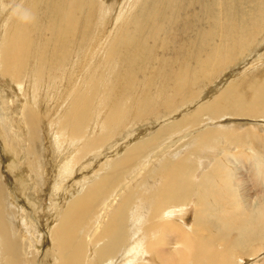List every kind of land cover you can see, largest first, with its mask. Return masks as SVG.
Listing matches in <instances>:
<instances>
[{
    "label": "bare ground",
    "instance_id": "obj_1",
    "mask_svg": "<svg viewBox=\"0 0 264 264\" xmlns=\"http://www.w3.org/2000/svg\"><path fill=\"white\" fill-rule=\"evenodd\" d=\"M21 1L0 0V47L4 43L0 55V150L6 154L4 159L0 153V264H264V137L258 133L264 131V122H255L264 118V76L250 82L248 93L241 90L245 80L233 85L231 82L208 104H203L202 99L210 92L188 99L180 94L182 105L191 103L188 105L195 107L201 103L198 110L191 117L160 127L155 134H151L155 127H148L116 137L117 126L120 130L125 124L113 117L110 123L113 129H109L102 119L94 118L95 103L80 90L69 101L63 117L54 119L46 111V104L43 111L38 110L40 95L31 85L36 82L42 89L45 87L42 67L47 66L49 74L52 70H63L61 78L70 86L84 75L85 65L101 46L102 35L121 15L119 24L123 25L129 15L143 8L144 17L154 24L158 8L165 0H131L129 6L123 0L120 8L113 6L107 15L100 0H61V11L59 5L48 19V23L57 21L53 29L55 43L61 42L68 31L66 26L81 31L79 39L76 32L68 31L59 50L50 58L47 39L43 37L26 49L32 36L24 9L17 6L14 18L12 12L15 3ZM147 2L156 5L151 8ZM41 3H48L50 8V0ZM201 7L202 20L206 21V3ZM262 8L264 12L263 4ZM59 13L66 32L58 31ZM148 26L143 23V30H151ZM143 30L138 33L142 35ZM238 31L220 35L218 43L213 44L211 34L215 31L208 30L210 35L206 34L202 41H206V52L195 57L198 64L206 63L203 57L208 54L215 59L212 64L217 60L225 63L222 51L225 54L234 51L228 54V61L235 59V51L245 47L243 35H237ZM245 33L254 31L248 28ZM260 37L264 46L263 32ZM132 42L137 49L131 58L140 50L137 40ZM256 42L255 39L252 45ZM201 51H205L204 46ZM243 52L246 60L248 56ZM187 62L188 59L181 62L182 70L177 76L184 78L186 88L194 86V78L205 73L202 66L194 75ZM258 65L264 68V62H257L243 71H258L255 69ZM244 73L238 68L232 75ZM221 89L218 85L216 91ZM203 116L209 117L205 120ZM241 116L254 120H240ZM208 120L214 125H208ZM241 123L251 127L246 124L238 127ZM103 129L106 131L98 134ZM179 136L188 139L186 147L192 143L197 147L187 149L189 154L183 159L165 166V172L161 169L154 175L146 174L154 169L151 163L156 162L153 161L156 156L165 159L175 153L172 148ZM115 137L119 141L112 142ZM247 144L263 155L238 150ZM210 149L220 153L225 161L240 166L230 169L223 158L216 159L202 180L193 183L200 178L195 164L199 162L205 168L211 160L207 158ZM245 159L250 162L245 163ZM82 161L89 168L87 173L81 167ZM99 163L100 167L94 171L93 166ZM237 169L248 170L250 188H256L262 197H254L250 191L247 194L248 186L242 177H237ZM189 204L197 207L193 226L185 215ZM39 243H46V249L41 244L39 247Z\"/></svg>",
    "mask_w": 264,
    "mask_h": 264
},
{
    "label": "rangeland",
    "instance_id": "obj_2",
    "mask_svg": "<svg viewBox=\"0 0 264 264\" xmlns=\"http://www.w3.org/2000/svg\"><path fill=\"white\" fill-rule=\"evenodd\" d=\"M41 1L42 0H22L19 3L16 2V5L12 12L14 18L15 8L17 6H22V8L24 9V15H26L27 17V27L30 29V36H32L31 45L25 46L26 49L29 50V48H32L36 43V40L43 37L47 39L45 40V42L47 43L46 50L48 51V58H50L55 53V51L59 50V47L61 46V43L68 31L71 33L76 32L75 37L76 39H79L80 33L78 32H80L81 30L73 31L66 26V30H68L66 32L64 25L65 21L63 20V18H61L59 13L58 31L64 30L66 33L64 34L63 38L62 36L60 37L62 38L60 43H55L56 31L54 32L53 29L56 27L57 21L56 19H54V21L48 23V19L52 16V11H55L59 5L61 11V0H50L49 9L48 3L43 4L41 3ZM100 1H103V11L106 13V15L108 14L110 8H112L113 6L120 8L123 5V0ZM125 2L129 6L131 0H126ZM228 2L230 3L228 4ZM261 2L264 6V0H256V3L254 2V0H165L161 7L158 8L159 15L156 14V22L154 24L151 23L152 21H147L148 17H144L143 8L138 11L135 10L133 15L131 16L129 15L125 19V23L123 25L119 24L122 18L121 15V17L114 22V25L109 28L106 35H102L101 46L97 47L94 57L91 58V61H89L90 64L88 63L87 65H85L84 75L82 77H79L70 86L67 87V83L64 82L61 78L63 70H52L49 74L47 72V66L44 65L42 67V72L46 75L44 80L45 87L42 89L41 86L36 85V82L31 83V85L34 86L35 91L39 92L40 95L38 97L39 101L37 105H39L41 109H37L39 111H43V107L46 104V111H48L49 114L53 115L54 119L57 117L62 118L65 114V111H67L68 109L67 107L69 106V101L73 100L79 90L81 92L83 91L85 97L92 99L95 103L94 106L96 110L94 111V118L98 117L99 119H102V121L105 122V126H107L109 129H113L110 126L113 117H115L116 119H120V123L125 124L126 127H121L120 130L118 129L119 126H117V130L114 129L116 132L118 131L117 134H119L116 137L121 138L122 136L130 135L131 132L144 130L148 127H155V129L151 132V134H155L154 131H156L160 127H168L167 125L174 124L177 120L193 116L194 113L198 110V107L201 103L199 105H195V107H190V105H188L191 103L182 105L181 101H179L180 94H182L183 98L188 99L189 97L196 98L197 96H199V94H206V92H210V94L208 93L209 95L207 94V96H203L204 98L200 96L203 98V104H208L211 103V101H213L217 97V95L220 94L226 87H228L231 82L233 85L236 81L240 82L241 80H245L241 84L242 86H244L241 90L244 91V93H248V86L250 82L264 76V68H260L261 63H258L260 65L255 67V69L258 71L244 73V71L249 70L252 64L256 65L257 62H264V46L261 42L262 37L259 38L262 32L264 34V12H262L263 8ZM205 3L206 21H203L201 17L203 14V8L201 7V5H204ZM236 3H238V7ZM148 4L151 6V8L156 5L152 4L151 2H149ZM227 5L229 7H227ZM256 5L259 6L256 7ZM239 8L242 12H245L242 13ZM256 13L257 15H255ZM229 16L230 19H228ZM232 16L234 22L232 21ZM243 18H245V20H243ZM205 22L207 23V26H205ZM143 23H146V26L149 25L151 30H143ZM119 25L121 26L120 28ZM247 26L249 30L253 29L254 34L245 33V29L248 31ZM238 29L239 31L237 32V35H243V42H245V47H247H244L242 50L241 48L238 49V51L236 50L235 59L231 58V62L228 61V54L231 55L234 51L228 52L226 54L222 51V53L224 54L223 60L225 61V63H223L222 60H217L216 62H214V64H212L211 61L215 59L210 57V55L208 54L207 57H203L206 59V63L201 66L200 63L198 64V61L196 59L197 56L201 53L204 54L206 52V41L204 43H202V41L205 39V37H207V35H210L208 34V30L216 32H212L211 34V36L213 37L211 43L214 44V41H216L215 43H218L219 39L217 38H219L220 35L226 34L230 30ZM138 30H143V34L140 35L138 33ZM153 30L156 33V36L154 38ZM191 30L193 31L192 33ZM224 30L229 31L224 32ZM214 36L216 37V39ZM245 37L247 38L245 39ZM155 38L157 39L155 40ZM193 38H198L196 40V44H193V42L195 43V40ZM255 39L257 40V42L252 45ZM133 40H137V46L140 49L138 50L136 57L134 56L133 58L138 59L131 58V53H133V51L137 49L136 45L132 42ZM187 40L188 42H186ZM153 43L156 44L154 45ZM190 44L191 46H189ZM3 45L0 47V55L1 51L3 50ZM193 46L195 50H193ZM203 46L205 48L204 52L201 51ZM185 50H187V52ZM190 50H193V52H191ZM243 51H245V55L248 56V62L247 59L245 60V58L243 57ZM251 54H253V58ZM259 56L261 58H258ZM145 57H147V59H145ZM183 59H188V62H191L190 64L187 62L186 66H188L189 68H186L190 70L193 69L192 71H194V75L199 70V68L201 69L202 66L205 72H202L203 76H200L196 79L194 78V80L196 81L195 85L188 88L184 86V78L179 79L177 77L178 72L182 70H180L181 62H185V60ZM243 61H245V63ZM205 64H207V67ZM190 66L194 67L190 68ZM33 68H35V70L37 69L36 64L33 65ZM238 68H240L241 72H243L244 74L233 76L232 74L234 72H237ZM64 72L67 73V68L64 70ZM26 78L27 75L24 76L23 80L26 81ZM216 78H219V80H217ZM218 85L219 88H222L221 90H219V92L218 90L216 91V89H218ZM178 86H181L182 89L177 90ZM69 92H71V96H69ZM174 94L177 98H175ZM172 96L173 98H171ZM170 100L171 102L169 103ZM181 108L183 111L181 110ZM187 108H190V111L186 110ZM142 115H144L143 119L140 118ZM205 117L209 116H203V118L206 120ZM235 117L236 116L232 118ZM241 117L242 118L240 120H254L245 118L244 116ZM130 118L134 120L130 121ZM255 122L262 124V122H264V118H257ZM207 123L210 126L212 124V122L209 120L207 121ZM248 123H241L238 127H241L240 125L244 124L251 127V125H249ZM204 126L206 127V125ZM255 127L258 129V124ZM122 128L123 131L122 133H120ZM48 130H51L50 127H48ZM105 131L106 130L103 129L102 131H99L98 134H102ZM259 131L258 133L264 137V131ZM116 137L112 140V142L119 141L118 139H116ZM178 138V142H175L176 144L172 148L175 153L171 156H166L167 158L164 157L165 159L158 158V156H156L153 159V161L156 160V162L154 164L153 162L151 163V168L154 167V169L146 174L154 175L161 169L163 172H165L167 170L165 166L183 159L186 155L189 154V151L187 149L191 148L192 150H194L197 147L195 143H192L191 146L186 147V145L188 144V139L183 138L182 136H179ZM192 139L195 140V137H193ZM163 140H160V142H162ZM225 150L226 149L224 148L223 152ZM238 150H242L241 152H245L249 155L256 152L263 155L262 152H264L256 150L250 144H247L245 148H239ZM180 151L182 152L181 154H179ZM1 152L2 150H0V153ZM209 152L210 155L207 156V158L211 160H208L209 162L206 164L205 168H202L199 162L195 164L196 172L200 178L195 179L196 182L193 180V183L198 184L202 180L204 174L211 170L212 166L216 163V159L223 158L220 153L219 156V154L214 153L212 149H210ZM2 153L4 154H2V156L5 159L6 154L4 152ZM176 155H178V157H176ZM223 161L230 169H234L236 166H240L239 163H229L225 161L224 158ZM244 161L247 164L250 162L249 159H245ZM96 162H99L98 159L96 160ZM81 167L85 173L89 171V168H87L83 161L81 162ZM99 167L100 163L97 164L96 167L93 166L94 171ZM149 169L150 168H148L147 171H149ZM238 170L239 169H237V173ZM237 177H242V179L247 184L248 187L245 188L247 194H249L250 191V194L254 195V197H262V194L260 192H257L256 188H250V175L248 174V170L240 169ZM240 190H243V188ZM196 209L197 207L195 204H189L187 205L188 212H185V215L188 217V221L192 226L196 215ZM64 211L65 210H63L61 213H63ZM43 243H39L38 245L40 247L41 244V247H43L44 250L46 249L47 244L45 243L44 245H42Z\"/></svg>",
    "mask_w": 264,
    "mask_h": 264
}]
</instances>
